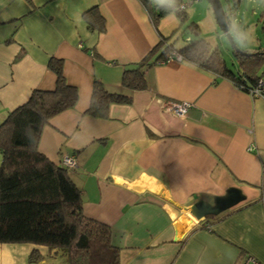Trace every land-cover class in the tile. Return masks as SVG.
<instances>
[{
  "label": "crops",
  "instance_id": "1",
  "mask_svg": "<svg viewBox=\"0 0 264 264\" xmlns=\"http://www.w3.org/2000/svg\"><path fill=\"white\" fill-rule=\"evenodd\" d=\"M95 6L101 33L83 15ZM157 40L139 0H0V122L34 88H53L47 61L61 58L78 98L38 146L54 162L73 156L83 213L110 225L120 263L236 264L244 252L264 264V96L177 59L146 68L145 89L123 87L122 71ZM94 79L130 102L84 114ZM184 100L183 117L164 108ZM218 203V214L192 218ZM0 264L66 263L59 249L23 242L0 243Z\"/></svg>",
  "mask_w": 264,
  "mask_h": 264
},
{
  "label": "trees",
  "instance_id": "2",
  "mask_svg": "<svg viewBox=\"0 0 264 264\" xmlns=\"http://www.w3.org/2000/svg\"><path fill=\"white\" fill-rule=\"evenodd\" d=\"M139 1L158 40L142 59L122 71L123 87L145 89V69L176 56L211 73L215 80L226 79L249 94L260 80L264 87V78L258 73L264 65V46L254 50L232 47L236 67L231 69L219 49L211 48L209 41L200 36L197 23H187L186 29L193 37L186 36L183 45L174 43L171 34L159 31L160 18L169 12H174L180 22L187 21L186 8L194 0H164L163 4L156 0ZM238 2L234 0V6ZM83 15L88 28L98 33L104 31V18L96 6ZM258 20L264 31V10ZM62 65L61 58L50 57L47 66L55 75L53 88H34L27 100L10 110L0 122V243L29 242L56 248L66 264H121L120 246L112 241L110 225L83 213L80 190L68 167L62 161H52L38 146L42 128L54 115L72 108L78 98V90L67 82ZM130 100V94L110 91L99 79H94L84 114L106 118L110 104ZM203 225L208 224L204 221ZM245 254L241 252L239 258ZM28 259L36 262L40 255L32 252Z\"/></svg>",
  "mask_w": 264,
  "mask_h": 264
},
{
  "label": "rangeland",
  "instance_id": "3",
  "mask_svg": "<svg viewBox=\"0 0 264 264\" xmlns=\"http://www.w3.org/2000/svg\"><path fill=\"white\" fill-rule=\"evenodd\" d=\"M226 13L229 24V35L232 23L235 21L239 28L251 29L253 40L246 50H254L264 46V31L261 29V23L258 20L259 14L264 10V0H239L235 5L234 0H220ZM188 19L180 22L174 12H169L160 18L158 27L165 35H170L177 45L184 44L186 36L192 34L186 29L189 22L198 24L200 36L209 41L211 48H217L221 52L226 64L231 69H235L236 61L232 54V43L228 37L218 27L212 9L206 0H194L186 8ZM232 38V36L230 35ZM170 38V39H171ZM233 41V39H232ZM258 73L264 78V65H261ZM193 219H196L192 216Z\"/></svg>",
  "mask_w": 264,
  "mask_h": 264
},
{
  "label": "built area",
  "instance_id": "4",
  "mask_svg": "<svg viewBox=\"0 0 264 264\" xmlns=\"http://www.w3.org/2000/svg\"><path fill=\"white\" fill-rule=\"evenodd\" d=\"M177 60H179V56H176ZM262 81L260 80L255 88L250 91L252 96H264V87H261ZM192 105L191 101H178V102H170L164 106L166 111H169L179 117H183L186 113V110ZM62 164L67 167L74 165L73 156H64L62 158ZM236 264H262L256 257L251 254H245L241 257Z\"/></svg>",
  "mask_w": 264,
  "mask_h": 264
},
{
  "label": "water",
  "instance_id": "5",
  "mask_svg": "<svg viewBox=\"0 0 264 264\" xmlns=\"http://www.w3.org/2000/svg\"><path fill=\"white\" fill-rule=\"evenodd\" d=\"M210 6V8L212 9L215 21L218 25V27L220 28V30L228 37V39L231 41L233 48H235V44L232 41V38L229 35L228 29H229V24H228V20L226 17V13L224 12V8L222 6V3L220 0H206ZM236 50H239L237 48H235ZM243 54L245 52L241 51ZM224 208V205L222 203H218L216 204L215 207L208 209V208H199V209H195L193 211V216L195 218L200 219L206 215L208 216H212L215 214H218L219 212H221Z\"/></svg>",
  "mask_w": 264,
  "mask_h": 264
},
{
  "label": "clouds",
  "instance_id": "6",
  "mask_svg": "<svg viewBox=\"0 0 264 264\" xmlns=\"http://www.w3.org/2000/svg\"><path fill=\"white\" fill-rule=\"evenodd\" d=\"M156 2L163 4L164 0H156ZM230 35L232 36L235 48L240 50L248 48L254 38L251 29H241L235 21L230 28Z\"/></svg>",
  "mask_w": 264,
  "mask_h": 264
}]
</instances>
